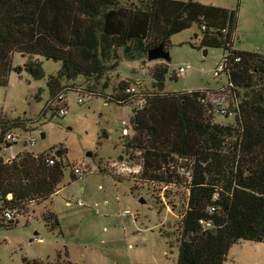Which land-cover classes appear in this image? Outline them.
I'll return each mask as SVG.
<instances>
[{"label": "trees", "instance_id": "trees-1", "mask_svg": "<svg viewBox=\"0 0 264 264\" xmlns=\"http://www.w3.org/2000/svg\"><path fill=\"white\" fill-rule=\"evenodd\" d=\"M236 14L194 0H151L143 10L125 8L118 0H0V85L8 84L11 72L42 77L39 63L13 66L16 53L61 64L56 77L48 80L50 98L37 120L48 111L61 116L60 108L68 109L65 91L80 92L57 78L71 82L80 74L101 75L105 37L143 40L153 31L165 47L173 34L196 24L202 46L223 48L222 91L232 98L222 105L225 114L218 112L220 103L210 99L207 88L166 94L125 88L115 96L105 91L96 95L132 108L131 144L140 157L136 174L146 182L179 184L187 190L182 232L190 241L181 243L176 264H222L240 240L264 242V55L233 48ZM166 73L163 69L155 75L160 86ZM216 114L233 122L221 124ZM12 124L20 128L17 121ZM8 132L0 123V152ZM20 152L7 162L0 157V211L12 214L9 209H23L56 194L64 177L62 165H67L60 155ZM182 167L190 180L180 175ZM3 218L4 226L14 221V215ZM52 223L51 230L61 227L56 217Z\"/></svg>", "mask_w": 264, "mask_h": 264}, {"label": "rangeland", "instance_id": "rangeland-1", "mask_svg": "<svg viewBox=\"0 0 264 264\" xmlns=\"http://www.w3.org/2000/svg\"><path fill=\"white\" fill-rule=\"evenodd\" d=\"M199 1L236 10L233 48L264 55V0ZM150 2L118 0L131 10H143ZM198 28L192 24L169 38L164 47L171 57L169 63L146 60L147 51L160 43L153 31L143 40L120 42L105 37L99 56L103 67L100 76L80 74L71 82L65 76L57 78L63 86L80 89L65 91L69 112L66 117L48 111L46 117L37 120L50 98L48 80L56 77L60 62L13 55V66L28 62L42 65V77L35 79L25 71L11 72L8 84L0 85L2 130L19 136L17 143L1 149L0 157L7 162L19 151L59 152L67 165H62L64 177L58 192L48 200L9 209L14 221L5 226V210L0 211V264H176L181 243L184 239L190 241L182 232L187 190L179 184L165 187L146 182L139 173L133 177L116 175L112 166L121 159L131 167L140 165L131 144L134 131L132 127L130 130L129 120L133 112L128 104L106 102L96 95L105 91L115 96L125 88L160 94L207 88L212 91L208 94L213 102L231 103L232 98L222 91L226 75L213 77L224 50L202 46ZM180 67L185 68L182 76L177 73ZM163 69L167 73L160 86L155 75ZM243 92L239 91L240 98ZM90 93L95 97L86 98L83 104L78 101L80 94ZM217 115L215 120L221 124L233 122ZM33 120L37 122L31 123ZM15 121L20 128L12 124ZM123 122L129 129L126 137L121 136ZM28 136L35 139V147L25 144ZM73 167H79L83 176H77ZM1 206L0 200V209ZM47 217H56L61 227L51 230L52 219ZM222 264H264V242L240 240L229 249Z\"/></svg>", "mask_w": 264, "mask_h": 264}, {"label": "built area", "instance_id": "built-area-1", "mask_svg": "<svg viewBox=\"0 0 264 264\" xmlns=\"http://www.w3.org/2000/svg\"><path fill=\"white\" fill-rule=\"evenodd\" d=\"M202 29H205V26L202 27ZM225 69V63H223L222 60H220L214 70V78H217L218 76L222 75V72L224 71ZM178 73L180 74V76L184 75L185 74V68L184 67H180L179 70H178ZM128 92H133L135 91L134 89H127ZM86 96L85 95H81L80 94V97L78 98V101L83 104L86 102ZM60 101L62 100V98L59 99ZM143 100L140 99V102H142ZM217 103H220L219 107H217V110L218 112H220L221 114H225L227 113L226 110H225V107L222 106L223 104H225L224 102H217ZM68 109H66L65 107H61L60 110H59V114L61 116H67L68 115ZM122 133V136H125V135H129V130L127 128V125L125 122H123V129L121 131ZM17 141H19V136L17 133H14V131H11V132H8L5 136V142L6 144H13V143H16ZM26 143H28L29 145L35 147L36 146V141L35 139L32 137V136H28V138L26 139L25 141ZM10 161V160H9ZM48 163L49 164H53V159H48ZM112 168L115 170V173L116 175H125L126 177H132L134 174H136L138 172V167H131V165H129L126 160L124 159H121L119 162H117L116 164H113ZM73 172L79 176V177H82L84 172L79 168V167H73ZM179 173L180 175H183L185 176L188 180L191 179V175L190 173L188 172V170H186L184 167L180 168L179 169ZM72 201H78L77 199H72ZM78 203L80 204V202L78 201ZM210 211H213V208H210ZM5 218L7 220H10L12 219V216L13 214L11 212H5Z\"/></svg>", "mask_w": 264, "mask_h": 264}, {"label": "water", "instance_id": "water-1", "mask_svg": "<svg viewBox=\"0 0 264 264\" xmlns=\"http://www.w3.org/2000/svg\"><path fill=\"white\" fill-rule=\"evenodd\" d=\"M158 59H161L167 63L170 62V54L168 51L164 50V45L163 44H158L156 47L154 48H151L147 51V58L146 60L147 61H154V60H158ZM41 137H44V134L41 133ZM12 144H6V147L5 148H9L11 147ZM59 152L55 153V155H58ZM141 203H143V201L140 199ZM188 241V239H187Z\"/></svg>", "mask_w": 264, "mask_h": 264}, {"label": "crops", "instance_id": "crops-1", "mask_svg": "<svg viewBox=\"0 0 264 264\" xmlns=\"http://www.w3.org/2000/svg\"><path fill=\"white\" fill-rule=\"evenodd\" d=\"M196 2H198V3H201V4H204V5H208L207 3H202V2H200L199 0H195ZM209 5H211V4H209ZM211 6H217V7H224V6H220V5H211ZM225 8V7H224ZM225 9H227V8H225ZM26 143V142H25ZM13 145V144H12ZM5 149V148H4ZM7 149V148H6ZM20 152V151H19ZM16 155V154H15ZM15 155H12L11 157H13V156H15Z\"/></svg>", "mask_w": 264, "mask_h": 264}]
</instances>
